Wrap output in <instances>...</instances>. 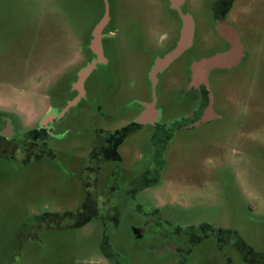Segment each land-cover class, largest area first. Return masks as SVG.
<instances>
[{
	"label": "rangeland",
	"instance_id": "1",
	"mask_svg": "<svg viewBox=\"0 0 264 264\" xmlns=\"http://www.w3.org/2000/svg\"><path fill=\"white\" fill-rule=\"evenodd\" d=\"M107 1L115 20L106 30L119 28L121 44L134 50L119 64L99 69V101L90 86L91 108L82 104L71 113L78 134L50 140L56 157L47 154L42 164L21 165L17 174L9 164L0 168V264L101 263L104 236L127 264H264V0H235L227 19L241 34L246 56L230 69L210 73L215 108L224 118L177 131L166 151L167 169L138 178L145 170L139 154H150L153 134L143 128L124 143V170L112 180L122 188L152 180L154 185L138 192L139 200L172 213L183 227L198 225L186 228L193 235L209 233L201 225L212 223L234 228L240 236H225L223 249L210 240L199 243L190 256L158 255L148 248L150 233L142 241L134 238L130 225L142 219L125 198L128 188L106 192V172L99 219L76 227L75 216L46 214L83 211L78 210L81 185L67 172L69 147L70 156L78 157V169L96 127L113 129L128 122L135 100L150 96L147 71L154 52L180 33V14L168 0ZM215 1L187 0L183 7L197 29L195 56H208L221 45L211 14ZM115 5L120 11L114 15ZM104 9V0H0V108L31 123L47 111L50 99L60 103L70 79L62 74L73 65L77 41L86 39ZM143 46L150 52L143 53ZM185 80L187 63L180 59L158 88L160 104L170 106L164 119L192 105L191 92L184 94ZM33 213L45 219L37 222ZM235 237L247 241L244 256L230 244Z\"/></svg>",
	"mask_w": 264,
	"mask_h": 264
},
{
	"label": "flooded vegetation",
	"instance_id": "2",
	"mask_svg": "<svg viewBox=\"0 0 264 264\" xmlns=\"http://www.w3.org/2000/svg\"><path fill=\"white\" fill-rule=\"evenodd\" d=\"M105 1V0H104ZM170 8L178 14V11L172 7L174 1L168 0ZM187 0H184L180 4V9L183 12V7L185 6ZM235 0H216L211 8V14L213 16V26L217 15L225 8V20L228 22V17L231 13V9ZM107 3H109L107 1ZM109 6V5H108ZM113 8V14L115 15L120 11V8ZM105 13V9L102 11L100 19L93 25L89 31L88 36L85 40H78L75 50V56L72 58V67L68 68L66 72H63L62 78H70L61 92L60 103L50 99L49 108L41 116L33 120L31 123L23 122L18 115L14 112L3 110L0 108V168L7 167L10 165L14 170V174H17L20 170L21 165L27 164H42L41 161L45 155L56 157L57 150L53 149L50 145V140L52 139H63L68 135L78 134V130L74 127L73 115L71 114L74 108H83L85 105L88 108L90 103V86H95L97 93V100L99 101V69L107 68L111 64H119L124 56L129 57L128 52H131V46H123L121 44V37L119 33V28L109 29L111 21L115 20L111 14V8L109 6V16L110 19L106 26L101 31V56L99 57V52L95 51L92 47V41L94 39L93 32L95 26L99 23L101 18ZM231 24V23H230ZM215 30V29H214ZM196 26L194 30V36L192 45L180 56L174 59L169 66H167L161 72L156 73L155 81L152 80L150 73L152 66L154 65L156 59L161 58L167 52L177 44L180 33L177 36L169 37L165 43L160 44V48L154 52L152 56V62L148 67V77L150 80V93L149 98L136 99L137 108L133 112V116L128 120L127 123L121 127H116L113 129H99L96 127L93 131L95 132L94 138L92 139L88 151L82 154L81 160H79V167L76 169V159L78 157L70 156V147L67 153V171L71 174L74 180L79 181L82 190L83 202L80 203V208L78 210H83L79 212H73L69 209L59 212L64 217H74L77 219L75 226H82L83 224L92 221L94 218L99 219L98 212V200H99V190L101 184L104 181L103 176L106 172L107 181H105L106 192L115 191L117 189L128 188L125 198H130L132 204L135 206V212L142 220L140 223L131 224L130 227L133 230L134 238L136 241H142L147 237L148 248L158 254L164 255L167 253H173L177 256L183 257L185 255L190 256L194 252L193 249L203 242L216 240L219 242V247L223 249V245L227 242L225 236L232 237V233H239L234 228L229 226H217L215 224H204L201 228L209 230V233L205 235L197 236L191 233V229L198 225H188L183 227V223L172 216V213L167 210L158 207L155 204L148 203V206L139 200L137 194L139 191L144 190L150 185L155 183L149 180L148 184L142 186L135 184L129 187H124L119 185L116 186L112 180L117 179L119 174L123 172V162L126 157L124 150L126 149L124 143L126 140L141 131L143 128H150L152 133V142L150 145V154L146 156L140 155L142 163H144L145 170H143L138 176V178H144L150 175L156 176L164 172L167 169L168 159L166 157V151L172 140L174 134L180 129H188L193 127L201 126L204 123L211 122L215 119H223L224 116L220 112L216 111L215 108V98L213 97L212 104V116H210L208 121L201 122L196 125L200 119L205 116V111L209 105V91L204 84L195 85L192 83V73L190 71V66L193 62L200 60L202 58L213 55L217 52L224 51L229 48V43L221 36V45L214 50L208 56H195L193 53V48H195L196 39ZM217 33V32H216ZM242 41V38H241ZM243 43V42H242ZM120 45V46H119ZM225 48H221V47ZM143 53L150 52L146 46L142 47ZM182 59L184 63H187V80L184 81L186 85V93L191 92L193 95V103L189 110L182 112L180 115L174 118L164 119V113L168 111V104H160V94L161 90H158L159 86L163 83L165 74L169 68L178 60ZM70 60V59H69ZM96 64V68L89 74V76L83 81L82 89L77 87L79 81V72L82 68L86 67L88 64ZM215 70V69H214ZM225 70V69H220ZM213 71V70H212ZM211 73V72H210ZM210 77V74H209ZM95 78V80H91ZM192 85V86H190ZM68 95L66 97V94ZM211 92V90H210ZM76 103L69 108V110L62 116L60 114L64 106L77 99ZM83 104V105H82ZM151 110V111H150ZM152 112V120H145L143 117L147 115V112ZM52 115L49 119L47 118L50 114ZM155 113V114H154ZM154 114V116H153ZM57 115V116H55ZM142 117V119H141ZM94 134V133H93ZM126 151V150H125ZM44 164V163H43ZM17 176V175H15ZM14 176V177H15ZM120 177V176H119ZM118 177V178H119ZM78 179V180H77ZM135 179V178H134ZM133 179V180H134ZM132 180V182H133ZM147 183V182H145ZM126 191V190H124ZM89 201V202H88ZM57 212L46 213L50 218ZM95 215V216H94ZM114 216V215H113ZM112 216V217H113ZM48 218V217H47ZM32 219L38 221H43L45 217L42 214H32ZM118 219L117 216L113 220ZM80 222H82L80 224ZM120 227L119 219L116 224ZM186 228H191L187 231ZM150 229V230H149ZM205 236V237H203ZM240 236V233H239ZM235 241H232L231 246H234L237 250L241 252L244 256L247 251L248 245L244 237H235ZM109 237H103L101 245L99 248V257H101V263L105 262L108 264H127L129 260L126 256L123 257L120 252L113 249H109ZM126 259V260H125Z\"/></svg>",
	"mask_w": 264,
	"mask_h": 264
},
{
	"label": "water",
	"instance_id": "3",
	"mask_svg": "<svg viewBox=\"0 0 264 264\" xmlns=\"http://www.w3.org/2000/svg\"><path fill=\"white\" fill-rule=\"evenodd\" d=\"M174 3L172 7L178 11L181 17L182 26L180 29V37L175 45L169 52H167L161 58L156 59L154 65L152 66V70L150 76L153 81H155V75L158 72L164 70L169 64L180 56L183 52H185L188 48L191 47L194 30H195V23L190 14L183 13L180 9V4L183 3L184 0H173ZM110 19L109 16V6L107 0H105V13L99 23L95 26L93 36L94 39L92 41V47L95 51L99 52V57L101 56V31L106 26ZM214 29L219 36L229 43V48L217 52L211 56L202 58L193 62L190 66V71L192 73V83L195 85L204 84L205 87L209 91V105L207 110L205 111V116L196 122V125L200 124L201 122L208 121L210 116H212V104H213V95L210 92V84H209V74L214 69H230L239 63L242 62V59L246 56L244 51V45L241 41V34L239 31L230 23H227L225 20V8L221 10V12L217 15L215 22H214ZM96 68V64H88L86 67L82 68L79 72V81L77 83V87L82 89L83 81L89 76V74ZM192 86V85H190ZM77 99H74L68 102L60 114L53 113L50 114L47 118H51L52 115L57 114L58 116L64 115L71 106H73ZM151 111V110H150ZM147 112V115L143 117L145 120H152L151 117L152 112ZM155 114V113H154ZM153 114V116H154ZM55 115V116H57ZM142 119V117H141Z\"/></svg>",
	"mask_w": 264,
	"mask_h": 264
},
{
	"label": "trees",
	"instance_id": "4",
	"mask_svg": "<svg viewBox=\"0 0 264 264\" xmlns=\"http://www.w3.org/2000/svg\"><path fill=\"white\" fill-rule=\"evenodd\" d=\"M61 216L62 214H60V213H56L55 215H53L52 217H55V216ZM62 217H64L63 215H62Z\"/></svg>",
	"mask_w": 264,
	"mask_h": 264
},
{
	"label": "crops",
	"instance_id": "5",
	"mask_svg": "<svg viewBox=\"0 0 264 264\" xmlns=\"http://www.w3.org/2000/svg\"><path fill=\"white\" fill-rule=\"evenodd\" d=\"M181 26H182V21L180 22V29H181Z\"/></svg>",
	"mask_w": 264,
	"mask_h": 264
}]
</instances>
